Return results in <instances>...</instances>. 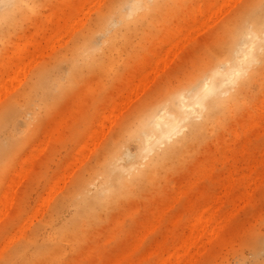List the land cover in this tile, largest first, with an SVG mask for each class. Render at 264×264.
Listing matches in <instances>:
<instances>
[{"label": "rangeland", "instance_id": "374dc122", "mask_svg": "<svg viewBox=\"0 0 264 264\" xmlns=\"http://www.w3.org/2000/svg\"><path fill=\"white\" fill-rule=\"evenodd\" d=\"M67 1L69 2L66 4L65 0H21L20 4L22 6H19L13 17H11L13 22L3 24L0 32V72L3 74L2 81H6V77H12L15 73L13 70L17 69L15 66L17 53L14 49H18L23 43L26 45H22L25 46L24 51H26L23 52L24 63L27 62L26 65H29L30 58L37 61L34 64V60H32L33 64L31 63L32 67L29 70L28 65L24 64L26 66L24 70H28H26V73L21 68V71L25 73L24 78L21 77V83L19 77L18 80L15 79V82H19L16 83L14 91H11L12 94L10 93L6 98L2 97L0 100V111L10 103L15 102L16 106L23 104L24 90L36 81L37 74L42 70L54 68L57 64H60L64 71V67L68 65L67 58L73 53L74 46L78 43L81 44L82 40L90 38L93 45L96 46V48H90L89 56L84 55L82 58L79 73L74 81L60 93L53 96L54 98L45 100L39 106L37 117L27 115L22 119L17 118L15 126L11 124L9 128H6L0 134L1 141L10 132L18 137L16 140L12 139L11 141L9 160L0 161V201L2 204L6 202L3 198L1 200L3 195L7 200L6 194H9L8 197L13 198H11L13 201L9 200V202L12 201L10 207H8V201L4 204L7 205L6 208H9L7 211L4 206H2L3 210L0 208L2 213L6 211L4 216L0 214V264H157L160 258L166 257L177 248L176 245H181L183 239L188 236L189 232L187 230H190L189 227H191L193 218L208 203L209 205H215L216 198H220L218 202L221 203H217L214 207L221 206L220 208H213L212 205L211 208L218 209V215L226 213L227 216H224L229 217L228 220L226 219L227 223L221 230V236L215 237L209 244L206 243V247H203L205 250H200V256H194L189 264L191 262L193 264H264V176H261L264 175V67L262 68V61L254 62L253 66L250 67L251 71L256 72L254 75L255 80L249 86L246 85V88L244 87L243 94L238 102L232 106L228 116L226 117V112L223 114L217 113L201 124L203 120L202 112L201 116L199 115L200 118L198 116L194 120L198 124L195 129L196 134L188 138L185 144L179 145L180 150L174 158L169 160L163 168H158L155 174L145 178L136 188H133L130 194L117 198L106 209L100 211L96 218L89 220H84L83 205H76L72 198V192L77 190L78 184L90 175H92L90 180L95 178L92 180L95 185H90L88 194L91 197L95 194L101 177L96 176V172L92 173V170L99 162H103L113 155L119 158L118 162L120 164L126 166L132 163L138 164L141 161L140 159L144 154H139V140L133 137L134 128L139 125L141 117L151 110L160 109L163 101L172 99V96L179 91L186 93L195 83L202 82L207 77L209 69L214 67L218 59L224 56L223 49L226 43L228 26L231 22L238 20L241 14L253 5V0H239L238 2L235 0L236 3L234 1V3H231L232 5L227 3L226 0V4L231 5V7L228 5L229 10L221 7L222 11L218 7L221 3H217L221 0H198L199 3L197 0H171L161 11L152 12L144 18L139 16L142 9L135 13L131 10V6L136 2L135 0H127L123 5H119L117 0H101V2L97 0L96 7L95 4L92 5L94 0H86V2L82 0ZM81 1L85 3L84 6ZM9 2L6 1L5 4ZM229 2H233V0ZM208 3L211 6L208 7ZM5 4L3 8L1 7L2 10L8 7ZM87 4L88 8H93V6L95 8L89 11L90 14L85 20L84 16L86 15L84 14L89 13H84L88 9ZM81 6L86 8L82 7L81 9ZM197 6H201L204 13L200 12V7L197 9ZM205 6L210 9L207 10L208 14H205L207 9ZM61 7H64V9ZM214 8L216 11L217 8L219 9L218 20L215 23H213V19H217L215 10L213 11H215L216 17L213 14L214 12L212 13L213 19L210 17ZM79 10H84V14L82 13L84 16L79 13ZM197 11L204 14V16L206 15V18ZM57 12L59 18L56 15ZM220 12H223V15H220ZM79 14L83 16L85 22H83V25L81 21L79 25L76 22L78 27H75V20H80V18H77L80 16ZM65 15H67V20L64 25L62 23H65ZM46 16L49 19L46 20ZM55 16L58 18L57 23L55 22L57 19ZM113 16L115 19L111 21L108 28L111 27L112 31L117 32L115 45L103 50L101 45L108 32L106 24ZM191 16L197 20L195 22V19L190 21ZM207 16L211 18L210 21L213 23L207 20L206 24H211L209 27L204 26L205 23H203L205 19H209ZM198 17H202L203 21H200L202 18ZM71 21L74 24L71 27L74 32L71 31L70 37L68 35H66L67 38L63 37L65 43L59 34L62 31L66 34L67 31L71 30L69 27L72 26V23L70 25ZM186 21L190 25L185 23ZM199 21L203 23L201 30L205 27L202 32L198 31L201 24ZM196 22L200 23L199 26ZM191 23L197 24L193 26L199 28L195 30L198 32L197 35L189 38L190 34L188 36L186 32V34H182L184 29L193 28ZM179 26L182 29L179 30ZM186 26H189V28ZM50 29L51 31H49ZM55 30L57 32H52ZM65 30L67 31L65 32ZM189 31L190 33L193 32ZM46 33L47 35L55 33L50 38H48L49 35L45 36L48 39V44L52 45V40L57 42L59 39L62 40L61 44H65L61 45L58 42V44L53 42L55 47H52L55 50L50 48V45L47 47V39L42 38ZM40 36L42 43H40ZM178 36H186L188 39L185 37L187 39L185 41H189L184 45L181 39L184 41L185 38L180 39L179 37L178 41ZM54 37L58 40L53 39ZM192 37L193 39H191ZM26 39L33 43L39 39L38 44L35 43L34 46L31 42L33 47H37L39 52L37 55V51H35V55L32 56L33 48L26 43ZM176 39L179 43L181 41L182 48L179 47L180 44L176 42ZM44 40L46 47L43 45ZM173 42L177 43L181 49H175L174 47H177V45L173 46V49L170 46ZM39 43L43 45H41L42 49L45 48L42 53L38 50L41 49ZM168 46L173 51H178H174L175 53L172 51L174 57L167 49ZM28 48L31 49L30 57L25 55L29 53ZM165 48L169 53L164 55L167 57L168 54H171L167 59L169 62L165 60L163 55L166 52ZM10 55L14 56L15 59ZM158 55L160 57H157ZM35 56H38V59L41 58L36 60L37 57ZM161 56H164V61L168 62L167 66L166 62L164 63L165 66H163L162 61L160 64ZM7 57L12 61L10 63L14 64L11 65L12 69L15 66L12 71L10 63L7 62ZM157 58L160 59L157 60ZM27 59L30 61L29 63ZM154 59L160 64H157V66L163 67L159 69L163 70L160 71L157 70V67H154V69L152 68L154 71L151 70L152 73L150 72L153 76H150V73L146 70L150 71L153 65L151 61ZM149 62L150 65L152 64L150 68ZM6 68H9L10 75L6 74V72L8 73ZM99 71L101 72L99 73ZM145 71L149 73L150 79L154 78L149 83V79L146 80L145 78L148 76ZM142 72H145L147 76L143 75ZM4 73L6 77H4ZM136 75H139V80L142 78L143 81L147 82L144 83V87L142 86V80V84L134 85L135 81L138 83ZM140 76L142 77L140 78ZM7 80H10V78ZM18 83L20 84L17 87ZM131 85L136 86L135 88H139L140 85L139 89L141 91L134 89L138 94L134 91L131 93L130 91L133 90L131 88L134 87ZM237 85L235 88L238 87ZM128 93L132 95L130 96ZM126 94L127 96H124ZM122 101H126V104ZM119 102L121 106L127 105V103L128 105L123 110L124 107H120L121 109L118 107ZM112 104L115 108L122 110L121 113L116 112L115 108H112ZM110 113L116 116L109 115ZM102 114H108L113 118L106 116L109 121L106 120L105 122V119H103L106 125L103 123L102 125L105 126L100 130V127H102L101 121H103L101 119L105 117H101ZM99 119L101 121L97 123ZM110 119L112 120L110 121ZM56 121L59 123L57 124ZM56 124L61 126L58 131L55 128L58 127ZM96 124L101 126L97 125L96 127ZM94 127L99 130L97 132L102 134L95 135L90 130L92 128L94 130ZM45 132L46 136L44 137ZM88 132L89 134L92 133L94 142L87 140ZM185 133H189L188 127H185L181 134L175 135L172 140L176 141ZM47 136H50L48 140ZM41 139L45 140L46 144L44 145L46 146L42 145V150L35 151L34 149L37 147L41 149L38 144L40 142L43 144ZM86 141L89 143L88 145L85 144V147L84 143ZM83 145L84 147H81ZM228 148L229 150H227ZM30 149L34 153H31ZM222 149L227 151L225 152ZM36 152H39L38 156ZM261 152L262 157L260 156ZM28 153H31V156ZM27 156L33 159L32 166L29 163L31 160H26L29 159ZM151 156L152 154H149L145 159ZM206 162H208V165L205 164ZM25 164H30L28 167H31L27 173L25 172L26 174L24 173L26 176L21 180L23 169H26L27 166L22 169L19 167L20 165L24 167ZM249 169H251L250 173L248 172ZM17 171H21L19 176H17V173L16 176L13 174ZM62 172L64 173L63 181L61 178ZM260 172L262 173L259 174ZM13 175L17 177H14L13 181L18 180L17 183L19 182L18 185L13 182L14 187H16L15 184L17 185L15 189L11 185V181L9 182L11 177L13 179ZM56 176H59L61 181H57ZM228 178L232 183L230 189H226V184H229ZM232 178H234L233 181H231ZM256 178H258L257 181ZM259 179L261 180L259 181ZM251 180H255V185L252 186L254 189L252 190L251 186H246L248 182L254 184ZM55 181L59 183L58 185L54 184L57 192L52 185ZM7 182L10 184V190L15 191L14 196L10 195L13 190L11 192L6 188L9 186ZM6 184L8 185L6 186ZM222 184L226 185L227 192L221 189ZM177 187L180 191H185L180 193L176 190ZM247 190L250 195L247 194ZM6 191L10 192L3 193ZM176 195L179 198L173 201L172 199L176 198ZM170 203L173 206L170 207ZM167 205L170 208H167ZM209 205L207 207H210ZM232 207L235 209H232ZM228 211L232 213L230 216ZM154 215H161L157 217L159 222ZM152 217L155 222L150 219ZM153 222L157 223V226ZM146 226L148 227L147 230ZM210 227L211 225L208 229H211ZM144 230L147 231H145L147 234ZM142 231L146 235L142 234ZM140 235L144 237L143 240ZM139 237L140 239L136 240ZM181 238L183 239L181 240ZM140 240L142 241L140 242ZM155 242L158 243V247ZM151 248H154L155 252ZM172 248L174 249L172 250ZM190 252H194L193 248H190Z\"/></svg>", "mask_w": 264, "mask_h": 264}, {"label": "bare ground", "instance_id": "6f19581e", "mask_svg": "<svg viewBox=\"0 0 264 264\" xmlns=\"http://www.w3.org/2000/svg\"><path fill=\"white\" fill-rule=\"evenodd\" d=\"M8 2V1H10L8 4H7V8H4L3 10H2V8H3V6H4V4H5V2ZM20 1L21 0H0V32L2 31V27H3V24H6L7 22L8 23H11V22H13V19L11 18V17H13V14L15 13V11L19 8V6H22L21 4H20ZM62 1V0H61ZM64 1V0H63ZM66 1V4H67V2H69V1H67V0H65ZM82 1H84V2H86V0H82ZM81 1V4L84 6V2H82ZM95 1V2H94ZM92 3V5H94L95 3H97L98 1L97 0H94ZM103 1V0H102ZM127 0H117V2L119 3V5H123L125 2H126ZM136 2L134 3V5H132L131 7V10L133 11V13H135L136 11H138V10H140V9H142V11H141V13H140V17H142V18H144V17H146V16H148L149 14H151L152 12H157V11H161L163 8H164V6L166 5V4H168L171 0H135ZM198 1V0H197ZM210 1H213V0H210ZM226 0H223V2H222V0H221V2H217V3H221V4H219L218 5V7L220 8V11H222L221 10V7H223V9H227V10H229L228 9V5L226 4V2H225ZM230 1V0H229ZM228 0H227V3H234V1L235 0H233V2H229ZM232 1V0H231ZM239 0H237V2H238ZM28 2V1H27ZM99 2H101V0L99 1ZM130 2V1H129ZM198 3H199V1H198ZM213 3V2H212ZM235 3H236V1H235ZM5 4V5H6ZM27 4H29V3H27ZM80 4V5H81ZM99 4H102V3H99ZM222 4H223V6H222ZM226 4V5H225ZM70 5V4H69ZM92 5H90V6H92ZM200 5V4H199ZM206 5V4H205ZM209 5H210V3H208V7H209ZM224 5H225V7H224ZM232 5V4H231ZM231 5H229V7H231ZM30 6V5H29ZM64 6V5H63ZM83 6H81V9H82V7ZM88 6V4L86 5V7ZM95 7H96V4L94 5ZM93 6V8L91 7H89L90 8V10H89V8L87 9V11H84V10H79V13H83V11H84V13L85 12H89V11H91V9H94L95 7ZM211 6V5H210ZM234 6V5H233ZM2 7V8H1ZM65 7V6H64ZM64 7H61L62 9H64ZM86 7H83V8H86ZM97 7H99V5H97ZM198 7H200V9H199V11L200 12H203L202 11V9H201V6H197V9H198ZM206 8H207V6H205ZM217 7V6H216ZM215 7V8H216ZM227 7V8H226ZM205 8V9H206ZM211 8V7H210ZM215 8L214 9H212V12H211V18L213 17V15H212V13L214 14V16L216 15L215 14ZM51 9V8H50ZM49 9V10H50ZM65 9H66V7H65ZM78 9H80V7H78ZM104 9V8H103ZM209 8H207L206 9V12H205V14H208L207 13V10H208ZM86 10V9H85ZM105 10V9H104ZM194 10V9H193ZM210 10V9H209ZM208 10V11H209ZM213 10H215V11H213ZM219 9L217 8V19H213V23H215L216 22V20H218V13H219V11H218ZM224 10V12H226ZM63 11V10H62ZM64 11H66V10H64ZM69 11V10H68ZM68 11H67V13H68ZM103 11V10H102ZM60 12V11H59ZM194 12V11H193ZM192 12V13H193ZM200 12H198L197 11V13H199L200 14ZM83 13V14H84ZM204 13V12H203ZM222 13V14H221ZM82 14V15H83ZM89 14H90V12L89 13H87V14H84V15H86V16H84L85 17V20H86V17L87 16H89ZM195 14V13H194ZM193 14V15H194ZM18 15V14H17ZM56 15H58L57 17L59 18V14H58V12H57V14ZM80 15V14H79ZM192 15V16H193ZM201 16L203 15L204 16V14H200ZM220 15H223V12H220ZM220 15H219V18H220ZM66 16V18L64 19V22L65 23H62V24H66V20H67V15H65ZM81 16V15H80ZM77 17L78 19L80 18V20L78 21H76L75 20V22H74V24H75V27H78V26H76L77 25V23L76 22H78V25H79V23H81L82 22V25L84 24L83 22H85V20L83 21V16H81L82 17V19H81V17ZM190 16V15H189ZM191 16V19H190V21H193L194 19V22L197 20L196 18V15H195V17L196 18H193ZM206 16V15H205ZM204 16V17H205ZM56 16H55V18H57ZM208 17V16H207ZM210 17H208L209 19H205V22L203 21V18L201 19L200 17H198V18H200L199 20L200 21H203V23H205L204 24V26L206 25V26H210V25H207L206 24V21L208 20L209 22H211L212 23V21H210L211 20V18ZM58 18L55 20V22L58 20ZM112 18V17H111ZM47 19H49V17H47L46 16V20ZM72 19H74V18H72ZM76 19V18H75ZM115 18H114V16H113V18L112 19H109L108 20V22H107V24H106V28H108V26H109V24L111 23V21H113ZM60 20V19H59ZM215 20V21H214ZM48 21H50V20H48ZM70 22V25H71V23H72V26H69L70 27V29L71 30H69V31H67V30H65V32L67 31V33L65 34V33H62V32H64V31H62L60 34H59V36H60V38L62 37H64V38H67L68 36L70 37V35L69 34H71L72 32H74V30H72L73 28H71V27H73L74 26V24H73V22ZM81 21V22H80ZM94 21V20H93ZM199 21V22H200ZM39 22V21H38ZM61 22V21H60ZM208 22V23H209ZM54 23V22H53ZM57 23V22H56ZM185 23H187V21L185 22ZM197 24H198V26H199V24L201 23H198V22H196ZM203 23H201L200 24V28L199 27H197V28H195L194 26H196L197 24H193V23H191V25L193 26V28H190V29H188V30H191V31H193V32H191L192 33V35H191V33H190V31L188 32V30H185L184 29V32H183V34L182 35H184V34H186V33H188V34H186L187 36L189 35V38H190V36H193V37H195L196 35H197V33L198 32H196L195 30L196 29H198V31H203V30H205V27H204V29H202L201 30V28H203V27H201V25H203ZM212 23V24H213ZM187 24H189V22L187 23ZM48 25V24H47ZM46 25V26H47ZM179 25V24H178ZM186 25V24H185ZM190 25V24H189ZM63 26V25H62ZM61 27V26H60ZM64 27V26H63ZM69 27H67V28H69ZM75 27H74V29H75ZM182 27H183V25H182ZM186 27H188L189 28V26H186ZM40 28V27H39ZM38 28V29H39ZM53 28H55V27H53ZM111 28V27H110ZM110 28H108V32H107V37L104 39V41H103V43H102V45H101V48L104 50L105 48H109V47H111V46H114L115 45V40H116V37H117V35H116V33L117 32H115V31H112V28L110 29ZM184 28V27H183ZM34 29H35V27H34ZM47 29V28H46ZM49 29V28H48ZM64 29H66L65 27H64ZM180 29H182V28H180V26H179V30ZM61 30V29H60ZM124 30V29H123ZM173 30H175V29H173ZM49 31H51V29L49 30ZM72 31V32H71ZM195 31V32H194ZM32 33H33V31H31ZM52 32H57L56 30L55 31H52ZM70 32V33H69ZM176 32V31H175ZM186 32V33H185ZM48 33H50V32H48ZM177 33V32H176ZM194 33V34H193ZM196 33V34H195ZM53 34H55V33H53ZM52 34V35H53ZM62 34V35H61ZM63 34H65V35H63ZM30 35H32V34H30ZM37 35V34H36ZM42 35H43V33H42ZM49 35V36H48ZM47 35V33H46V35H44V37L42 36V38L43 39H47V37H45V36H48V38H50L52 35L51 34H48ZM66 35H68L67 37H66ZM177 35H178V33H177ZM21 36V35H20ZM59 36L57 35V37L59 38ZM30 37V36H29ZM173 37V36H172ZM179 37H180V39L181 38H185L184 36H178V41H179ZM193 37L191 38V39H193ZM21 38V37H20ZM41 36H40V43H42L43 41H41ZM58 38H56V37H54L53 39H57L58 40ZM61 38V39H62ZM64 38H63V41H64ZM166 38H168V37H166ZM169 38H170V36H169ZM187 38V37H186ZM184 39V41H183V39H181V41L183 42L182 44H186L188 41H185V40H187V39ZM31 39V38H30ZM39 39H37V42H38V40ZM61 39H59V41H57L58 43H62V40ZM171 39V38H170ZM67 40V39H66ZM167 40H169V39H167ZM25 41H27L26 43H28V45H30V46H32L31 45V42H30V40H28V39H26ZM29 41V42H28ZM34 41V40H33ZM68 41V40H67ZM177 41V39H176V42H178ZM181 41H180V43H181ZM20 42V41H19ZM24 42V41H23ZM36 41L33 43L32 42V44H33V46H34V44L36 43V44H38ZM46 42H47V47H48V45H50L49 47L50 48H53L52 46H54L55 47V44H53V42H56V40H52L51 42H52V45L51 44H48L49 42H48V39L46 40ZM50 42V43H51ZM56 42V43H57ZM65 43H66V41H64ZM170 42V41H169ZM174 42H175V40H174ZM172 43L170 46H172V48H173V46H175V45H177V47L179 46L178 44H180L179 42H178V44L177 43ZM39 43V44H40ZM57 43V44H58ZM65 43H63V44H65ZM168 43V42H167ZM24 45H25V43H23ZM22 44V45H23ZM35 44V45H36ZM59 44V45H60ZM63 44H61V45H63ZM71 44V43H70ZM174 44V45H173ZM182 44H180V46L179 47H181V45ZM184 44V45H185ZM20 46L18 49H14V51H15V53H17L16 54V57H17V59H15V57H14V59L16 60L15 62H16V64H15V66H16V68L17 69H14L15 68V66H14V70L12 69V66L11 65H14L13 63L11 64L10 62H12V61H10L9 59L10 58H8L7 57V59H8V61L7 62H9L10 63V68H11V71L13 70L15 73H13V75H12V77H10V76H8V75H10V73H9V68H6V70L8 71V73L6 72V74H8L7 76H8V78L6 77V74H5V76L4 77H6V81H2V72H0V78H1V80H0V100L2 99V97H4V98H6L10 93H11V91H14V88H16V83L17 82H19L20 81V79H21V77H23L24 78V74L26 73V70H24V68H26V66L28 65H26V63H24L25 62V60L23 59V55H24V53L26 52V51H24V48H25V46ZM41 45L42 44H40V48L41 49H38L39 51H41V53L44 51V47H43V49H42V47H41ZM45 47H46V44H45V40H44V44H43ZM42 45V46H43ZM59 45H57V46H59ZM168 45V44H167ZM17 47H18V45H16ZM29 46V47H30ZM32 46V48H33V50H32V52H33V54H32V52H31V54H32V56H34L35 55V51H37V47L35 48V47H33ZM38 46V45H37ZM76 46V47H75ZM74 46V48H73V53L67 58V61H68V65L66 66V67H64V71L62 70V68H61V66H60V64H57L54 68H49V69H45V70H42L39 74H37V79H36V81H34V82H32L28 87H27V89L26 90H24V94H23V104L21 103L20 105H15V102L14 103H10L8 106H5V107H3V110H1L0 111V134L3 132V131H5L6 130V128H9L10 127V125L12 124V126H15V124H16V122H17V118H20V119H22V118H25L27 115H31L32 117H37L38 116V108H39V106H41L42 104H43V102L45 101V100H49V99H51V98H54L53 96H55L56 94H58V93H60L64 88H66L69 84H71L73 81H74V79L76 78V76H77V74L79 73V68H80V62H81V60H82V58L84 57V55H86V56H89L90 55V48H96V46H94L93 45V42H91V39L90 38H86L85 40H82L81 41V44L80 43H78L77 45H75ZM28 47V46H27ZM169 47V46H168ZM177 47H174L175 49H181V48H177ZM16 48V47H15ZM20 48H23L22 50L20 49ZM35 48V49H34ZM49 48V49H50ZM170 49H171V47H169ZM169 48H167L168 50H169V52H171V54H172V56L174 57V51H176V50H172L171 49V51H170V49ZM173 48V49H174ZM22 52H21V51ZM26 50H27V48H26ZM47 50V49H46ZM53 50H55V48H53ZM64 50V49H63ZM166 52L165 53H163V55L165 54H167V53H169L168 52V50H166V48L164 49ZM163 50V51H164ZM224 56L223 57H221V58H219L218 59V62L216 63V65H214V67H212L211 69H209V71H208V75H207V77H205L203 80H202V82H198V83H195L193 86H192V88L191 89H189L186 93H184L183 91H179V92H177V93H175L173 96H172V99H169V100H166V101H163L162 102V106H161V108L160 109H158V110H151V111H149L147 114H145L143 117H141V119L139 120V125L137 126V127H135L134 128V132H133V137L134 138H136V139H138L139 140V144H138V146H139V154H144L141 158L142 159H140L141 161L137 164V163H132V164H130V165H128V166H126V165H123V164H120L119 162H118V159L119 158H117V156H115V155H113L112 157H110L109 159H107V160H105V161H103V162H99L97 165H96V167L92 170V173H95L96 172V176H98V177H101V181H100V183H99V185H98V188H97V190H96V192H95V194L91 197L89 194H88V191H90V185L91 184H93V185H95L94 184V182H92V180H94V179H92V180H90V178L92 177V175H90L86 180H82L79 184H78V187L76 188L77 190L76 191H74V192H72V198L74 199V202H75V204L76 205H83V210H82V213H83V216H84V220H89V219H91V218H96L97 216H98V213L100 212V211H102V210H104V209H106L114 200H116L117 198H119V197H123V196H126V195H128V194H130L132 191H133V188H136L137 186H138V184L139 183H141L142 181H144L145 180V178H147V177H150V176H152L153 174H155L156 172H157V170H158V168H163L165 165H166V163L169 161V160H171V159H173L174 158V156H175V154L180 150V147H179V145H181V144H185V142H186V140L188 139V138H190L193 134L195 135L196 134V132H195V129L197 128L196 126H198V124L197 123H195V121L194 120H196V118L203 112V120H202V122H201V124L202 123H205L210 117H213L215 114H217V113H220V114H223V113H225L226 112V117L228 116V114L230 113V111H231V108H232V106H234L237 102H238V100L240 99V97H241V95L243 94V89H244V87L247 85V86H249V84L252 82V81H254L255 80V78H254V75H255V73L253 72V71H251L250 70V67H252L253 66V64H254V62L255 63H257L258 61H262V63H263V66H262V68L264 67V0H253V5L250 7V8H248V9H246L242 14H241V16H240V18L238 19V20H235L234 22H231V24L228 26V29H227V37H226V43H225V47H224ZM13 51V50H12ZM28 51H29V53L28 54H25V55H29V57L31 56L30 55V51H31V49H29L28 48ZM172 51L174 52V53H172ZM24 52V53H23ZM51 52V51H50ZM62 52V51H61ZM160 52V51H159ZM176 52H178V51H176ZM14 53V54H15ZM37 53H39L38 51L36 52V55H37ZM40 53V54H41ZM8 54V53H7ZM6 54V55H7ZM50 54V53H49ZM161 54H162V51H161ZM171 54H168L169 56L171 55ZM5 55V56H6ZM46 55H47V53H46ZM156 55V54H155ZM164 55V56H165ZM11 56V55H10ZM9 56V57H10ZM41 56V55H40ZM39 56V57H40ZM42 56H43V54H42ZM163 56V57H164ZM169 56H165L164 58H165V60L166 61H168L167 59H169ZM12 57V56H11ZM12 57V58H13ZM27 58H28V56H26ZM35 57H37V58H35L36 60L38 59V56H35ZM157 57H160L159 55L157 56ZM162 56H161V60H160V64L163 62V66H165V64H166V66H167V63L169 62H166V61H164V58H163ZM172 57V58H173ZM11 58V60H13ZM41 58V57H40ZM39 58V59H40ZM172 58H170V59H172ZM26 59V58H25ZM29 59V58H28ZM27 59V61H28V63H29V65H28V70H29V68H31L32 66H31V63H32V60H34V59H32V58H30V61ZM38 59V60H39ZM107 59V58H106ZM158 59H160V58H157V60ZM24 60V61H23ZM152 60V59H151ZM157 60H153V61H151V62H153V65H152V67H151V69H150V71H148V70H146L147 72H151L152 73V71L151 70H153L154 69V67H157L158 69L157 70H160L159 68H163V67H160V66H157V64H159V63H157L156 61ZM6 61V60H5ZM5 61H3L4 63H6L7 64V62H5ZM147 61V60H146ZM150 61V60H149ZM154 61H155V63H156V65L154 66ZM162 61V62H161ZM14 62V63H15ZM36 63L37 61H33V63ZM159 62V61H158ZM166 62V63H165ZM3 63V64H4ZM32 63V64H33ZM34 63V64H35ZM165 63V64H164ZM26 66H25V65ZM149 64V68H150V62L148 63ZM159 64V65H160ZM8 66H9V64H8ZM145 66V65H144ZM148 66V65H147ZM146 66V68H148ZM1 68V67H0ZM23 70H22V69ZM143 68V67H142ZM145 68V67H144ZM153 68V69H152ZM165 68V67H164ZM261 68V67H260ZM3 69V68H2ZM257 69H259V68H257ZM4 71H5V69H3ZM18 70H20V71H18ZM24 72L25 71V73H23L22 71ZM27 70V71H28ZM155 70H156V68H155ZM157 70H156V72H157ZM163 69H161L160 71H162ZM250 70V71H249ZM1 71V70H0ZM18 71V72H17ZM145 71V72H146ZM154 71V70H153ZM22 72V74H23V76H22V74H20ZM101 71H99V73H100ZM145 72L143 73L142 72V74L144 75L145 74ZM146 72V73H147ZM155 72V74L157 75V73ZM12 73V72H11ZM17 73H19V74H17ZM28 73V72H27ZM149 73H147V75L149 76ZM151 73H150V76H153V75H151ZM159 73V72H158ZM137 74V73H136ZM141 74V75H142ZM142 75V76H143ZM146 75V74H145ZM146 75V76H147ZM156 75H154V76H156ZM142 76H140V78L142 77ZM148 76L147 77H145L146 78V80H148V83H149V81L152 79H154L153 77L150 79V76H149V78H148ZM4 77H3V79H4ZM13 77H14V79H13ZM19 77V81H17V82H15V79H17ZM136 80H138V83H136V81L134 82V85H136V86H138L137 84H139V83H141L142 84V82H141V80H142V78H141V80H139V75H136ZM10 78V80H7V79H9ZM131 78V77H130ZM144 77H143V79H145ZM18 80V79H17ZM130 80V79H129ZM248 80V81H247ZM143 81V80H142ZM146 81L144 80L143 81V87H144V83H145ZM20 83H21V81H20ZM20 83H18L17 84V87H18V85L20 84ZM147 83V82H146ZM238 84V85H237ZM240 84V85H239ZM134 85H131L132 87L134 86ZM236 85L238 86L237 88H235L236 87ZM130 86V87H131ZM136 86H134L133 88H131V89H133L132 91H130L131 93L134 91V89L136 90V89H138V91L140 90L139 88H140V85H139V88H135ZM146 86V85H145ZM246 86V87H247ZM245 87V88H246ZM142 88V87H141ZM17 90V89H16ZM141 91V90H140ZM134 92H136L137 94H138V92L137 91H134ZM129 94L128 93V95H132V94ZM12 94V93H11ZM136 95V94H135ZM12 96V95H11ZM124 96H127V94L126 95H124ZM129 96V97H130ZM133 96H134V94H133ZM123 97V96H122ZM127 98V97H126ZM126 98H125V100H126ZM20 100V99H19ZM129 100H130V98H129ZM22 101V100H21ZM127 101V100H126ZM125 101V102H126ZM36 102V103H35ZM123 102V101H122ZM125 102H123V103H125ZM129 102V101H128ZM116 103V102H115ZM115 103H114V105H115ZM122 103V104H123ZM130 103V102H129ZM116 104H118V103H116ZM126 104V103H125ZM124 104V106L122 105L121 106V103L119 102V105H118V107L120 108V107H124V108H122L123 110L125 109V106L127 107V105H128V103H127V105H125ZM113 105V104H112ZM111 105V106H112ZM114 105L112 106V108L114 107ZM258 105V104H257ZM115 107H117V105H115ZM114 107V108H115ZM109 108V107H108ZM110 109V108H109ZM117 108H115V111L117 112H120V111H122V110H119V109H117ZM121 109V108H120ZM114 110V109H113ZM112 110V111H113ZM110 112V111H109ZM108 112V113H109ZM115 112V113H116ZM69 113V112H68ZM113 113V112H112ZM112 113H110L109 115H112V116H114L115 114H112ZM121 113V112H120ZM118 114V113H117ZM108 114L107 115H104V114H102V116L101 117H103V116H105V117H103L101 120H103V119H105V122H106V120H108V118H113V117H111V116H109ZM108 118H107V117ZM116 116V115H115ZM114 116V117H115ZM201 116V115H200ZM200 116L198 117V118H200ZM69 117V116H68ZM256 118V117H255ZM99 119V121L97 122V123H99L101 120ZM66 120V119H65ZM112 119H110V121H111ZM109 121V120H108ZM55 122V121H54ZM57 122V124L59 123L58 121H56ZM63 122V121H62ZM104 122V120L103 121H101V125L104 123L105 125H106V123ZM61 123V122H60ZM64 123V122H63ZM56 124V125H57ZM235 124V123H234ZM55 125V124H54ZM60 125V124H59ZM59 125H57L58 127H55L56 128V130L58 131V128L60 127L61 128V126H59ZM61 125H62V123H61ZM97 125L99 126L100 124H96V127H97ZM100 125V126H101ZM105 125H102V127H100V130L102 129V128H104V126ZM53 126V125H52ZM98 127V128H99ZM185 127H188V129H189V133H185V134H182L181 136H180V138H177V140L175 141V140H172V138L175 136V135H179V134H181V132H182V130L183 129H185ZM109 128V127H108ZM236 128V127H235ZM51 129V128H50ZM93 129V128H92ZM92 129H90L95 135H100V134H102V133H100V132H97V131H99V130H97L95 127H94V130H92ZM209 129V128H208ZM45 130H48V129H45ZM234 130H236V129H234ZM51 131V130H50ZM56 131V132H57ZM97 132V133H96ZM237 132V131H236ZM50 133V132H49ZM48 133V134H49ZM91 133V132H90ZM45 135H43L44 137L46 136V132L44 133ZM88 134H89V132H88ZM87 134V135H88ZM92 134V133H91ZM91 134H89V136H87V140L89 139L90 141L89 142H94L93 140H94V138L92 137V135ZM93 134V135H94ZM95 135H94V137H95ZM226 135V134H225ZM43 137V138H44ZM50 137V136H49ZM48 136H47V140H48V138H49ZM89 137V138H88ZM18 137H16V135H14L12 132H10V133H8L7 135H6V137H4V139H3V141H1L0 140V161H8L9 160V155H10V153H11V151H10V145H11V141H12V139H14V140H16ZM91 138H93L92 140H91ZM42 140V143L43 144H41V142L40 143H38L39 144V146L41 147L42 145L45 147L46 145H44V144H46V142H45V140L44 139H41ZM44 140V141H43ZM185 140V141H184ZM230 140V139H229ZM227 141V140H226ZM89 142H85L84 143V145L85 144H87L88 145V143ZM176 142H178V143H176ZM176 143V144H175ZM220 143V142H219ZM230 143V142H229ZM35 144H36V142H35ZM34 144V145H35ZM38 144H36L37 146H38ZM35 145V146H36ZM84 145L83 146H81V147H84ZM98 145V144H97ZM216 145V144H215ZM42 146V147H43ZM96 146V145H95ZM41 147V149H39V147H37V148H35L34 149V147H33V149L35 150V151H40V150H42L43 148ZM85 147H86V145H85ZM32 148V147H31ZM230 148V147H229ZM229 148L227 149V150H229ZM37 149V150H36ZM223 150V149H222ZM226 149L225 150H223V151H227ZM30 151H31V153L33 152L34 153V151H32V149H30ZM264 151V150H263ZM30 153V154H31ZM29 154V153H28ZM29 154V155H30ZM36 154H37V156H38V154H39V152L37 153L36 152ZM149 154H152V156L151 157H149L148 159H145L146 158V156L147 155H149ZM223 154V153H222ZM258 154V153H257ZM262 152L260 153V156L262 157ZM263 154H264V152H263ZM76 155V154H75ZM31 156V155H30ZM32 156H33V154H32ZM34 156H36V155H34ZM29 156H27V158H28ZM31 158H33V157H31ZM222 158V157H221ZM263 158H264V155H263ZM25 159V158H24ZM23 159V160H24ZM72 159H73V157H72ZM22 160V159H21ZM26 160H31V162H29L30 164H31V166H32V164H33V159H30V157H29V159H26ZM206 161H207V159H206ZM210 161V160H209ZM208 161V162H209ZM21 162V161H20ZM19 162V163H20ZM71 162V161H70ZM208 162H206L205 164H207ZM23 164L25 163V162H22ZM21 163V165H23ZM27 163H28V161H27ZM210 163V162H209ZM253 163V162H252ZM30 164H28V165H26L25 164V166L24 167H22L21 165H20V167L19 168H25L26 166H27V168L26 169H23L24 170V172H23V170H21V169H19V170H21L23 173H22V177H21V180H22V178L23 177H25L26 175H24V173L26 172L27 173V171L29 170V168L31 167H28ZM72 164H73V162H72ZM212 165L214 164V162L213 163H211ZM208 165V164H207ZM71 166V165H70ZM138 166V167H137ZM207 167H209V166H207ZM253 167H254V165H253ZM252 167V168H253ZM250 168H251V166H250ZM251 169H249L248 170V172L250 173L251 171H250ZM21 171H17V172H13V174H15V176H16V173H17V176H19V172H21ZM199 171V170H198ZM245 171V170H244ZM243 172V171H242ZM25 173V174H26ZM240 173V172H239ZM262 172H260L259 174H261ZM191 174V173H190ZM198 174V173H197ZM200 174H202V173H200ZM61 175H62V177H61ZM60 175V177L62 178V181H63V176H64V173L62 172V174ZM221 175V174H220ZM233 175V174H232ZM245 175V174H244ZM14 175H13V179H12V177H11V179L9 180V182L11 181V185H13L14 183L13 182H16L17 183V181L18 180H16V181H13L14 180V177H15ZM196 176V175H195ZM230 176H231V174H230ZM259 176V175H258ZM261 176H264V175H261ZM261 176H259V177H261ZM59 176L57 177L56 176V178H58L57 179V181H61V178H60ZM95 177V176H94ZM232 177V176H231ZM235 177V176H234ZM15 178H17V177H15ZM20 178V177H19ZM56 178H54V180H56ZM60 178V179H59ZM197 178V177H196ZM236 178V177H235ZM262 178V177H261ZM195 179V178H194ZM229 179L230 178H228V181H229ZM254 179V178H253ZM54 180H52V181H54ZM234 180V178H232V180L231 181H233ZM256 181L258 180V178H256L255 179ZM254 180V181H255ZM261 179H259V181H260ZM57 181H55V183L53 182L52 183V185H53V188H55V186L56 185H54V184H59V183H56ZM184 181V180H183ZM228 181H227V183H228ZM251 181H253V180H251ZM253 181V183L254 184H251V182L249 183L248 182V184L246 185V186H251V190L252 189H254V188H252V186H254L255 185V182ZM181 182V181H180ZM226 182V181H225ZM8 183V182H7ZM19 183V182H18ZM18 183H17V185H18ZM9 184V183H8ZM8 184H6V186L8 185ZM63 184H64V182H63ZM232 185V183H230V181H229V184H226L227 185V188L226 189H230V187H231V185ZM17 185L15 184V186L17 187ZM50 185V184H49ZM184 185V184H183ZM223 185V187L221 188V189H224V190H226L225 189V187H226V185L225 184H222ZM225 185V186H224ZM230 185V186H229ZM257 185V184H256ZM192 186V185H191ZM228 186H229V188H228ZM5 187V186H4ZM13 187H14V185H13ZM16 187H14V189L16 188ZM62 187H63V185H62ZM179 187V186H178ZM177 187V189L176 190H178L180 193H181V191H185V190H179V188ZM6 188H8V190H10L11 188H10V184H9V186L8 187H6ZM247 188V187H246ZM250 189V188H249ZM4 191L6 190V189H3ZM13 190V189H12ZM12 190H10L11 192H12ZM55 190H56V192H57V189L55 188ZM251 190H249V191H251ZM10 191H6V192H3V193H9ZM58 191H59V188H58ZM228 190H226V192H227ZM14 190H13V192L10 194V195H12V196H14L13 194H14ZM221 192V191H220ZM224 192V191H223ZM223 192H222V194H223ZM253 192V191H252ZM179 193V194H180ZM179 194H177L178 196H179ZM247 194L248 195H250L249 193H248V190H247ZM246 194V195H247ZM8 195L9 194H6V198H7V200H5V197H4V195L1 197V200H2V198L4 199V201H8V207H10L9 205L11 204V202L13 201L12 199V197H8ZM177 195L175 196L176 198H174V199H172L173 201H175L176 199L178 200V198L179 197H177ZM247 195V196H248ZM1 196V195H0ZM216 196V195H215ZM221 196V195H220ZM247 196H245V197H247ZM16 197V196H15ZM192 197H193V195H192ZM191 197V198H192ZM216 197H219L218 195L216 196ZM215 197V198H216ZM10 198V199H9ZM12 198V199H11ZM219 200H220V198H218ZM218 199L216 198V203H215V205H213V208H220V206L218 205V207H214V206H216V204L218 203H221V202H218ZM224 199V198H223ZM222 199V200H223ZM245 199V198H244ZM9 200H12V201H10L9 202ZM248 200V199H247ZM3 201V202H4ZM172 201V202H173ZM1 202V201H0ZM6 202H4L3 204H2V202H1V204H0V208H2V210L4 209V208H6L7 207V205H4V204H6ZM177 202V201H176ZM169 203V202H168ZM174 203V202H173ZM211 203V202H210ZM237 203V202H236ZM207 205H209V203L207 204ZM207 205H206V207L204 208V207H202L200 210H199V212L196 214V216L192 219L193 220V222H191V227H189V231L187 230V232H189L187 235V237H186V235H185V237L186 238H181V240L183 239V241H182V243H181V245L179 246V245H176V246H178L177 248H172V250L173 251H171L170 252V254H168V255H166V257H163V258H160L159 259V261H158V263L157 264H189L190 263V261H192V259H194V256H200V253H201V251L200 250H203L204 248V246H205V244L206 243H210L215 237H218V236H221V230H222V228L226 225V223H227V220H228V218L226 217L227 215H226V213L224 214V215H226V216H224V215H218L217 214V210L218 209H213V208H211L212 207V205H209L210 207H207ZM236 205H238V204H236ZM2 206H4V208L2 207ZM6 206V207H5ZM165 206V205H164ZM168 206V205H167ZM169 206L171 207V206H173V204L172 203H170L169 204ZM167 207V208H170V207ZM235 207V206H234ZM238 207H240V206H238ZM166 208V209H167ZM9 208H6L5 210L7 211ZM165 209V210H166ZM232 209H235V208H233L232 207ZM1 210V209H0ZM4 210V211H5ZM165 210H164V212H165ZM3 211V212H4ZM5 211V212H6ZM160 211V210H159ZM5 212L4 213H2V211H0V214H2L3 216L5 215ZM230 211H228V214H229V216L232 214V213H229ZM231 212H232V210H231ZM159 214H160V212H159ZM163 213L161 212V215H162ZM161 215H158V216H161ZM178 215H180V214H178ZM158 216H155L154 215V217H156L155 219L156 220H158V222H159V219H157V217ZM1 217V216H0ZM177 217V216H176ZM150 219H152L154 222H155V220L153 219V217L152 218H150ZM227 219V220H226ZM174 220H176V219H174ZM153 222V224H156L155 226H157V223H154ZM157 222V221H156ZM144 223H146L145 221H144ZM143 223V224H144ZM151 223H152V221H151ZM211 225V229H208V227ZM152 226V225H151ZM213 226V227H212ZM149 227H150V224H149ZM147 226H146V230H147ZM188 229V228H187ZM146 230H144V232L146 231ZM149 231V230H148ZM27 232V231H26ZM143 231H142V234H144V235H146L147 233V231L144 233ZM227 233V232H226ZM22 234V233H21ZM20 234V235H21ZM185 234V233H184ZM19 235V236H20ZM26 236H27V234H26ZM25 236V237H26ZM170 236V235H169ZM168 236V237H169ZM140 237H141V235H140ZM140 237L139 238H136V240L137 239H140ZM174 237V236H173ZM143 238L144 237H141V239L143 240ZM170 238V237H169ZM162 239V238H161ZM142 240H140V242L142 241ZM160 240V239H159ZM159 240H156V241H159ZM166 240V239H165ZM180 240V241H181ZM164 242V241H163ZM134 243V242H133ZM179 243V242H178ZM130 245H132V244H130ZM155 245L158 247V243L157 242H155ZM208 246V245H207ZM135 247H136V245H135ZM135 247H133V248H135ZM206 247V246H205ZM129 248H130V246H129ZM137 248V247H136ZM190 248H193V250H194V252H190ZM151 249H153V252H155V250H154V248H151ZM150 250V249H149ZM157 250V249H156ZM205 250V249H204ZM147 251V250H146ZM146 251H144V253H146ZM148 255L150 254V253H147ZM198 254V255H197ZM143 256V254L141 255V257ZM117 258H118V256H117ZM117 258H116V260H117ZM119 259V258H118ZM146 259V258H145ZM196 259V258H195ZM120 260V259H119ZM119 260H118V262H119ZM197 260V259H196ZM194 261V260H193ZM191 264H193V262H191Z\"/></svg>", "mask_w": 264, "mask_h": 264}]
</instances>
